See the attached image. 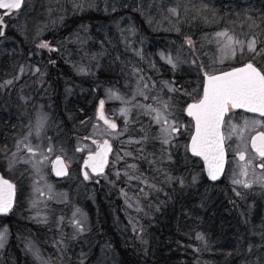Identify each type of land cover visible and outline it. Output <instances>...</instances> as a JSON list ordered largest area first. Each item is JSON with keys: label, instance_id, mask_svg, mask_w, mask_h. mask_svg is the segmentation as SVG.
I'll list each match as a JSON object with an SVG mask.
<instances>
[{"label": "rangeland", "instance_id": "rangeland-1", "mask_svg": "<svg viewBox=\"0 0 264 264\" xmlns=\"http://www.w3.org/2000/svg\"><path fill=\"white\" fill-rule=\"evenodd\" d=\"M247 3L248 0H25L18 13L3 17L7 31L0 35V172L16 184L17 204L0 219L8 220L0 224V231L7 229L0 247V264L14 259L15 264H30V259L32 264H125L121 249L126 241L136 247L138 256L146 261L150 256L148 232L162 219L156 215L157 208L166 206V198L170 204L174 203L177 193L203 196L205 199L199 207L204 206V209L208 197L215 201L219 195L230 199L227 203L237 218L231 233L233 240L227 245L235 244L236 251L232 252L242 258L236 264H264V187L255 183L264 171L256 167L249 144L255 128H262L264 124L244 115L228 116L224 134L232 158L221 184L205 183L203 168L195 165L185 147L193 123L184 110L187 103L201 97L200 64L203 63L204 71L220 72L230 68L232 62H244L250 56L247 50L243 55L237 51L234 57L222 52L224 39L218 38L216 33L227 30L234 39L242 41L255 36L258 44L263 39V35L254 30L256 24L250 23ZM170 8H176L178 15L169 12ZM95 11L100 13L95 16L98 20L94 26L78 20L83 19L82 14ZM66 31L67 36L54 37L56 42L40 47L47 42V35ZM187 38L194 42V47L186 43ZM20 45V53L28 48L27 61L16 57V62H8L10 54L18 51ZM40 49L47 50L51 56L50 61H46L48 71L40 66L45 62ZM139 50L142 57L137 55ZM161 53L178 57V66L174 69ZM105 60L110 61L108 69ZM192 60L197 63L193 65ZM21 66L26 68L25 73L12 85L5 86V81L19 75ZM65 66H70V71L67 68L70 77L61 87V72ZM37 68L39 72L35 71ZM53 69H56L55 78ZM102 70L108 74L105 81L99 79ZM169 86L175 90L169 91ZM138 87L143 95L138 94ZM109 90L118 93L120 99L110 97ZM88 91L93 97H101L103 111L118 122L121 130L111 132L96 117L97 102L93 108L95 118L89 128L87 122L81 123L87 135L81 137L76 133L81 130L80 124L67 125L73 114H68L66 103L77 95L85 96ZM153 97L170 100L169 120L184 126L170 145H162L161 125L154 122L155 114L144 107H161ZM122 109L128 110L126 115L122 114ZM42 114L48 119L37 135L36 124ZM245 120L257 123L254 126L250 123L245 130ZM126 125L127 131H124ZM145 133L146 142L129 143L139 141ZM104 138L120 140L121 151L115 150L109 172L101 175L99 181L91 173L87 179L83 178V159L96 149L95 143ZM25 144L33 148L35 156L27 151ZM50 146L52 152L48 153ZM138 149L139 164L132 162V159L137 161L132 157ZM123 152L131 156L123 158ZM168 152L175 158L169 160ZM41 153L48 158L43 160L36 174L29 161L41 160ZM240 153L247 158L242 161ZM56 155L64 156L72 170L70 177L60 183L51 173V162ZM248 161L251 162L248 175L243 176L241 169ZM167 165L174 168L170 170ZM182 171L184 175H180ZM181 177L183 184L177 179ZM234 179L246 180L252 187L234 184ZM94 185L103 186L108 194L106 200L116 219L120 245L110 240L105 233L108 231L96 234L91 228L92 217L81 201L84 196L94 200L97 191ZM147 215L156 217L157 221L154 217L145 219ZM76 221L83 224L84 231H78ZM198 235L204 239H197ZM187 238L190 240L189 236ZM196 240L195 244L188 241L187 248L197 252L198 260L214 256L210 250L218 247L215 243L209 244L202 233L196 235ZM8 247L13 250L8 251L7 257Z\"/></svg>", "mask_w": 264, "mask_h": 264}, {"label": "snow or ice", "instance_id": "snow-or-ice-1", "mask_svg": "<svg viewBox=\"0 0 264 264\" xmlns=\"http://www.w3.org/2000/svg\"><path fill=\"white\" fill-rule=\"evenodd\" d=\"M25 0H0V9L6 10L8 15H11L13 12H19V10L24 5ZM51 11V10H50ZM172 14L178 15L176 8L168 9ZM4 26L3 17L0 16V27ZM133 34L135 30L133 29ZM0 35H3L0 32ZM218 38L224 39V44L222 47V52L227 55L235 56L237 51L241 55L244 54L245 50L252 55V61H255L256 57H261L264 59V40L259 41L262 45L259 49L257 48L258 40L253 36L250 40L242 41L234 39L233 36L229 35L228 31H221L216 33ZM186 43L190 47H194V42L190 39H186ZM41 48L49 47L48 43H42ZM137 55L142 57V50L137 51ZM161 57L166 59L167 63L172 65L175 69L178 66L179 58H173L171 55H165L161 53ZM249 61L245 62L242 67L233 68L230 71H221L217 74L215 69H210L209 71H204L203 63L200 64V70L202 71L203 78H205L206 83L203 86V95L196 102L191 103L187 106V113L189 116L193 117L195 120V134L191 136V152L195 156L202 157L207 164V173L212 180H217L224 170L225 163V148L224 140L225 137L221 133V126L224 124V118L229 114L230 110L235 108H246L253 113H260L264 115V63H261L259 67L257 64ZM191 63L195 65L196 60H192ZM26 71L24 66H21L19 69V75L14 77L11 80L4 82L5 86L12 85L15 79H19ZM36 72L40 70L35 69ZM83 71V69H81ZM137 71H139L137 69ZM166 86L167 83H166ZM147 87V85H145ZM175 89L169 86V91H174ZM110 91V97L114 96L117 99H120L118 93H113ZM137 92L139 95H143V91L138 87ZM154 101L160 104V108H152L151 105L144 106L148 108L152 113H154V122L158 125H161V133L163 134L162 145H170L172 140L176 135L179 134L180 128L184 127L183 125H178L175 120H169V116L172 115L170 110V100H163L159 97H153ZM103 105L104 101H100V113L99 118L104 121L110 130L117 128V125L114 122L109 121L103 115ZM122 114H127V109H122ZM47 115L42 114L38 117L36 124V133H39L43 130L47 123ZM253 126L257 123L256 121H244V129L246 130L249 124ZM233 133H235V126H232ZM186 130V129H185ZM124 131H127V125L125 126ZM31 135V132L29 133ZM242 138V132L240 133ZM50 139V138H49ZM148 136L145 133L139 141L130 140L129 143H141L146 142ZM29 153H32L35 156V152L31 146L25 144L24 146ZM186 150L188 146H185ZM251 147L255 150V155H257L261 163L259 167L264 169V132L258 133L255 137L252 138ZM97 150L95 152H90L88 160L85 162L86 166H90L93 172L98 174L103 173L104 168L107 164V158L109 153L112 151L111 144L108 140H104L102 143L96 144ZM48 153L52 152L51 146L46 150ZM125 155H131V153H126ZM42 159L29 161L32 163V167L36 174L40 172V165L43 163V160L47 159V156H44L41 153ZM118 159L121 157H117ZM168 159L171 160V153L168 152ZM240 159L245 160V154L240 153ZM57 164H60L61 161L57 158ZM251 162L248 161L245 166L241 169V175H248V165ZM131 167L135 168V165ZM57 175L65 174L64 168H58ZM85 178H88L87 172H85ZM119 175V173H117ZM179 179L180 183L183 184V178ZM196 177H193L195 181ZM147 183V180L144 181ZM234 184H242L245 188H251L252 183L246 180H233ZM255 183L264 187V175L257 177ZM15 185L9 181L4 180L0 177V214H8L13 210L14 197H15ZM155 188V185H151ZM237 196H241V193L237 192ZM243 199V197L241 196ZM76 227L78 231H84V226L80 221H76ZM7 229L0 231V247L3 246V243L6 239ZM197 239L203 240L202 235H198ZM31 247V245H30ZM248 251H252V246L249 245ZM38 254V250H37Z\"/></svg>", "mask_w": 264, "mask_h": 264}, {"label": "trees", "instance_id": "trees-1", "mask_svg": "<svg viewBox=\"0 0 264 264\" xmlns=\"http://www.w3.org/2000/svg\"><path fill=\"white\" fill-rule=\"evenodd\" d=\"M100 13L99 11H95L94 14L85 13L82 14L84 16L83 19H78L84 23H88L91 26H94L93 24L95 21L98 20L96 18ZM96 16V17H95ZM72 26V25H71ZM59 34V35H58ZM69 34L68 31L66 32H59L57 34H49L46 36L50 44H53L55 41L54 37L62 38V36H67ZM52 35V36H51ZM36 48V47H35ZM18 50V49H17ZM21 50V45L19 46L18 51L12 52L10 54V57L7 59L8 62H16V57L19 59L23 57V61L26 62L27 57V51L28 48H25L22 53L19 51ZM40 52L43 55V61L41 62L40 66L44 69L47 68L46 61L51 59V56L48 54L49 52L47 50H41ZM14 57H11V56ZM78 58V56H76ZM5 60V58L3 59ZM50 61V60H49ZM110 64V61L105 60V67H107ZM50 68V65H48ZM70 66H65L64 70L62 69V84L61 87L65 85V79H69L70 74ZM48 71V68H47ZM56 69H53V73L56 77L55 73ZM104 70H102L103 72ZM52 72L50 73V75ZM112 74V73H111ZM52 76V75H51ZM108 74H105V72L100 73L99 79L100 81H105ZM60 77V78H62ZM178 78H182V76H177ZM176 77V78H177ZM112 79V78H111ZM203 80V77H201ZM114 80V79H113ZM193 81V80H192ZM58 83V81H57ZM60 84V83H59ZM56 99V98H55ZM101 97H93V93L91 91H88V93L85 96L77 95V98L71 99V101L67 102V112L69 115L73 116L72 120L67 124L68 126L72 123L74 124H80L82 122H87V129L90 126V121L95 118V113L93 111L94 105L96 104V108L100 102ZM76 121V122H75ZM72 124V125H73ZM86 129V130H87ZM81 127L80 131H76V133L79 136H85L87 135V132ZM187 140V139H186ZM71 139H69V142ZM195 165H199L198 167L203 168L202 162L198 158H193ZM168 166V165H167ZM168 168L171 170L172 166H168ZM185 172L182 171L180 175H184ZM5 175V174H4ZM205 177V174L203 175ZM54 179V178H53ZM226 176L224 180L220 183H213V184H221L225 181ZM55 180V179H54ZM56 181V180H55ZM205 183H208L209 181L204 178ZM63 182V181H62ZM60 183V182H58ZM212 184V183H211ZM96 186V185H94ZM97 187V186H96ZM103 186L97 187L96 194H94V200H91L90 198L84 196L81 203L84 206V209L91 215L92 217V230L96 234H98L100 231H108L105 232L107 236L110 238V240L114 241L117 245L122 244V240L120 239V234L118 233L116 226H115V217H113V213L111 208H109V202H107L106 198H108V194L103 191ZM164 199V198H163ZM205 198L200 195L196 194H180L177 193L176 200H174V203H169V200L166 198L165 205H162L158 209V214H156L159 217H162L160 223L157 222V224H154L151 229L148 232V237L150 240L149 245V252L150 256H148V260L144 261L138 256L137 248L132 247L128 241H126L121 251L123 253L124 263L125 264H198L203 262H212L213 264H236L242 260V258H239L240 256L234 255L232 251H236L235 244L227 245V242H230L233 240L231 238L232 228L233 225L236 222V215L234 211L230 210V204L227 202L230 199L224 198L222 199V195L218 197V200L215 201L208 197L207 200V206L206 209L203 207H199V205L202 206V203ZM221 200H223L222 203ZM210 202H213L211 205ZM120 202H117L116 204H119ZM227 209L229 212H226ZM245 212V210H243ZM150 217H154L151 215H147L145 219H148ZM5 218L4 216L0 217V219ZM153 219L156 220V217ZM232 220H235L232 225L229 224ZM3 220H0V224ZM8 221V220H5ZM3 221V222H5ZM12 226H14L13 222H9ZM156 225V226H155ZM202 233L204 236L207 237L209 240V244L215 243L218 247L213 248L210 251H213L214 256L212 257H202L203 260H198V254L191 248H187L188 241L196 243V235ZM189 236L190 240L187 238ZM119 239V240H118ZM219 241H222L219 243ZM192 243V244H193ZM193 244V245H194ZM13 248H6V256L8 257V251H12ZM17 251V248L15 249ZM208 253L204 254V256H207ZM209 256V255H208ZM231 257V258H229ZM208 259V261H207ZM14 261H6L5 264H15ZM30 264H32L30 259Z\"/></svg>", "mask_w": 264, "mask_h": 264}, {"label": "flooded vegetation", "instance_id": "flooded-vegetation-1", "mask_svg": "<svg viewBox=\"0 0 264 264\" xmlns=\"http://www.w3.org/2000/svg\"><path fill=\"white\" fill-rule=\"evenodd\" d=\"M247 6H248V14H247V16H248V18L250 19V23H252L251 21H253L255 24H256V28H254V30H256L258 33H260V34H262L263 35V39L262 40H264V0H248V3H247ZM242 7L241 6H239V8H238V10L239 11H241L240 9H241ZM1 10V9H0ZM235 10H237V9H235ZM5 11L4 10H1V13L0 14H3ZM244 17V16H243ZM245 18V17H244ZM4 19V18H3ZM262 19V20H261ZM5 26L4 27H1V32L3 33V35L5 34V32L7 31V24L5 23L4 24ZM253 30V31H254ZM2 35V36H3ZM258 46L259 47H261L262 45L259 43L258 44ZM249 61H252V56H251V54H250V56L248 57V59H245V61L244 62H242V61H235V62H232L231 63V67L230 68H236V67H240V66H243V64L245 63V62H249ZM252 62H254V63H256L257 64V67H259L260 66V64L261 63H264V59H262L261 57H260V59H255V61H252ZM230 68H228V69H230ZM227 69H224V70H221V71H226ZM220 71V72H221ZM217 73H219V72H217ZM202 77H203V75H202ZM204 79V78H203ZM202 89H203V86H202ZM201 94H202V92H201ZM106 112V111H105ZM107 114V113H106ZM230 114H239V115H244V116H247V117H251V118H256V119H258V120H260L261 122H262V124H264V116L263 115H257V114H247V113H245V112H243V111H239V110H235V109H232V110H230V112H229V114L226 116V118L230 115ZM107 118L108 119H110V120H112V121H114L112 118H110L109 116H108V114H107ZM107 126V125H106ZM108 127V126H107ZM110 130V129H109ZM117 130H121V126L120 125H118V128L117 129H115V130H111V132L112 131H117ZM192 132H193V130H192ZM260 132H264V126H262V128H259V129H257V128H255V131L253 132V134L251 135V137H250V140H249V144H250V142H251V140H252V138L253 137H255V135H257L258 133H260ZM114 133V132H113ZM191 135H192V133H190V135H189V137L187 138V146H188V143H189V140H190V137H191ZM109 139V138H108ZM110 140V142H111V144H112V151H111V153H110V156H109V158H108V161H107V165H106V170H105V172H104V175L105 174H107V172H109L108 171V169H109V167L111 166V164H112V161L115 159V158H113V156H114V153H115V150H119V152L121 151V149H122V147H123V143L120 141V140H113V139H109ZM96 144V143H95ZM227 145V144H226ZM125 147L127 148V146L125 145ZM187 149H188V147H187ZM252 150V149H251ZM227 151H228V147H227ZM125 152H123V158H124V156H125ZM252 154H253V157H254V159L256 160V167L259 169V170H261V171H264V169H261L260 167H259V164L261 163V160H260V158L257 156V155H255V152L252 150ZM133 155V154H132ZM131 156V155H130ZM188 156H189V158H197V157H195V156H192V155H190V153L188 152ZM171 157L172 158H175V156L174 155H171ZM132 158H136L137 159V161H134L133 159H132V162H136V163H138L139 164V149L135 152V154L133 155V157ZM228 158H232V154H229V151H228ZM239 158H240V156H239ZM245 158H247V156H246V154H245ZM119 160L120 161H122L123 159L122 158H119ZM138 174H139V170H138ZM9 214V213H8ZM3 217V216H2Z\"/></svg>", "mask_w": 264, "mask_h": 264}, {"label": "water", "instance_id": "water-1", "mask_svg": "<svg viewBox=\"0 0 264 264\" xmlns=\"http://www.w3.org/2000/svg\"><path fill=\"white\" fill-rule=\"evenodd\" d=\"M22 7H23V6H22ZM3 10H4V9H3ZM5 11H6V10H5ZM5 15H8V14L5 12L4 16H5ZM240 67H242V66H240ZM236 68H239V67H236ZM230 70H232V69H229V70H227V71H230ZM217 74H218V73H217ZM205 83H206V80H205V78H204L203 86H204ZM202 95H203V91H202ZM201 97H202V96H201ZM194 102H196V101H194ZM194 102H190L189 104L194 103ZM189 104H188V105H189ZM188 105H187V106H188ZM187 106L185 107V114H186L187 116H189L188 113H187ZM235 110H242V111H245V112H247V113H249V114H259V115H261L260 113H253V112L249 111V110L246 109V108H235ZM100 111H101V109H100V105H99L98 108H97V112H96V115H97L98 118H99V113H100ZM102 111H103V109H102ZM103 115H104L105 118H107L106 115H105V113H104V111H103ZM263 116H264V115H263ZM189 117H191V116H189ZM225 117H226V116H225ZM99 119H100V118H99ZM107 119H108V118H107ZM191 119H192V121H193V133H192V135H194V134H195V120H194L193 117H191ZM100 120L104 123V121H103L102 119H100ZM108 120L111 121V122H114V123L117 125V128H118V124H117L115 121H112V120H110V119H108ZM224 120H225V118H224ZM104 124H105V123H104ZM117 128H116V129H117ZM114 130H115V129H114ZM221 133H222L223 136H224V133H223V125L221 126ZM192 135H191V136H192ZM255 136H256V135H255ZM104 140H108V139H104ZM104 140H103V141H104ZM103 141H102V142H103ZM108 141H109V143L111 144L110 140H108ZM251 141H252V140H251ZM102 142H100V143H102ZM190 145H191V137H190V140H189V143H188V151H189V153H190L191 155L195 156V155L191 152ZM250 145H251V142H250ZM111 147H112V144H111ZM224 148H225V163H224V170H223V173L220 175V177H219L217 180H212V179L208 176V173H207V164H206V162L203 160L202 157L196 156V157H198L199 159H201L202 164H203V169H204L205 176H206V178H207L210 182H220V181L223 180V178H224V176H225L226 169H227V163H228V153H227V150H226V143H225V140H224ZM251 148H252V147H251ZM252 149H253V148H252ZM96 150H97V149H96ZM253 150H254V149H253ZM254 151H255V150H254ZM94 152H95V151H94ZM89 154H90V153H89ZM89 154H87V156H86V158H85V160L83 161L82 166H81V170H82L83 176H85V175H84L85 172H87V174H88V170H89L92 174H94V175H100V174H103V173L105 172V168H106V166H105V168H104L103 173H100V174H98V173H96V172H93L90 166H86L85 162L88 160V156H89ZM109 156H110V153H109V155H108V158H109ZM57 158L60 159V161H61L60 164H57V162H56V161H57ZM108 158H107V161H108ZM58 168H64V169H65V174H63V175H57L56 172H57ZM51 170H52V174H53V176H54L56 179H64V178H66V177L69 176V165H68V163L66 162L65 158H64L63 156H61V155H57V156L54 157V159H53V161H52V165H51ZM0 177H2L4 180L9 181V182H11L12 184L15 185L14 182H12L10 179H8L7 177H5L1 172H0ZM15 186H16V185H15ZM16 196H17V190H16V187H15V197H14L13 208L15 207V204H16ZM2 215H5V214H0V216H2Z\"/></svg>", "mask_w": 264, "mask_h": 264}]
</instances>
